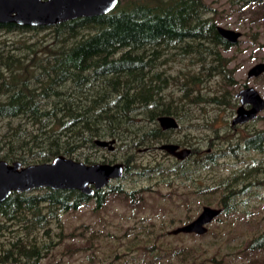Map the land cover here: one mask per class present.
Returning <instances> with one entry per match:
<instances>
[{"label": "trees", "instance_id": "obj_1", "mask_svg": "<svg viewBox=\"0 0 264 264\" xmlns=\"http://www.w3.org/2000/svg\"><path fill=\"white\" fill-rule=\"evenodd\" d=\"M232 3L240 9L257 8L254 15L264 20V0ZM217 25L205 0H121L107 14L52 26L58 41L53 44L38 47L21 36L7 44L1 42L0 121L6 127L0 128V160L29 165L64 155L91 164L95 160L83 150L101 148L95 145L96 138H114L130 152L169 142L172 129H161L159 116L171 115L179 122L186 105L220 101L215 94L203 100V84L216 76L232 83L234 70L224 52L237 43L221 37ZM2 29L38 33L43 28L9 23L1 25ZM184 59L192 69L169 72L168 62ZM173 86L181 93L179 98L168 91ZM224 92L230 96L228 90ZM242 141L247 150L264 151V129L250 132ZM227 145L225 150L208 153L209 167L219 157L236 156L234 144ZM127 154L125 174L133 169L129 165L132 156ZM161 164L156 162L139 174L167 172L177 179L186 178L185 161L173 160L165 168ZM252 169L256 187H264V162L255 163ZM234 179L208 185L221 191L223 215L234 213L238 199L250 192V187L238 189ZM33 192H12L0 202V232H10L5 240L0 238V264H37L53 243L38 240L35 232L43 231L52 240L51 223L59 227L64 212L77 210L90 200L99 209L107 194L131 202L140 199L119 183L90 196L79 190L47 187ZM248 249L264 250V233L253 237ZM241 264H264V258Z\"/></svg>", "mask_w": 264, "mask_h": 264}, {"label": "rangeland", "instance_id": "obj_2", "mask_svg": "<svg viewBox=\"0 0 264 264\" xmlns=\"http://www.w3.org/2000/svg\"><path fill=\"white\" fill-rule=\"evenodd\" d=\"M205 1L212 7L213 17L219 25L243 34L236 46L224 52L230 59L229 67L233 68V78L237 79V83L235 86L224 85L227 80L213 77L202 85L203 100L211 94L221 99L225 90L234 92L242 82L254 86L264 97V74L257 79L247 78L248 69L264 61V20L254 15L258 9H240L231 0ZM52 31L51 28L39 30L38 33H6L2 29L0 43L7 44L11 38L18 39L21 36L27 43L42 47L53 44L51 41L58 42ZM188 64L186 59L181 62L172 60L166 66L170 68L169 72L177 74L182 68H185L182 71L192 69ZM168 91L174 98L181 96L176 86L170 87ZM230 105L231 102L227 109L219 102L200 101L186 105L179 128L172 133L173 138L185 142L203 136L205 145L212 140L217 142L218 150H225L229 138L234 139L240 135L245 138L253 130L264 128L263 110L254 122L233 131L228 126L233 115ZM5 123L0 121L1 129L6 127ZM1 129L0 138L3 133ZM83 152L91 155L94 163L106 160L107 163L123 164L128 160L127 153H130L132 160L129 159V165L133 169L128 174L124 173L122 178L112 180L110 184L119 183L124 190L134 191L140 199L134 198L131 202L123 196L107 194L99 209H95L94 200H90L77 210L62 213L59 227L57 223H51L52 240L43 231L35 232L38 240L53 243L37 264H241L247 259L264 258V250L248 249L249 241L264 233V187L255 186L247 196L239 198L234 213L220 214L208 224L205 234L170 233L172 229L194 219L205 205L221 208V191L209 189L208 185L234 178L236 171L254 164L253 158L260 159V153L246 151L243 163L231 155H225L213 168L204 169L195 176L191 184L167 172L143 175L152 177L141 176V170L152 167L156 162L162 163L161 166L165 168L174 160L154 147L130 152L127 146L117 141L113 151L95 148ZM262 162L264 160L255 163ZM38 190L40 188L34 189L35 192ZM9 235L8 231L0 232L2 240Z\"/></svg>", "mask_w": 264, "mask_h": 264}, {"label": "water", "instance_id": "obj_3", "mask_svg": "<svg viewBox=\"0 0 264 264\" xmlns=\"http://www.w3.org/2000/svg\"><path fill=\"white\" fill-rule=\"evenodd\" d=\"M119 0H0V23L15 22L28 25H52L77 17H92L112 11ZM221 37L231 44H236L242 33L238 30L216 26ZM264 73V61H259L250 67L248 77H257ZM241 105L238 107L233 124L244 123L255 119L264 109V98L254 87L241 90ZM250 102L251 109H244V103ZM163 130L177 129L178 120L171 115L157 118ZM96 146L113 151L116 140H94ZM165 153L184 159L190 149L180 148L178 144L165 142L158 145ZM124 175L122 162H96L87 164L73 158L58 155L49 162L22 165L20 161L8 162L0 160V202L12 192H27L36 188L79 190L90 196L96 190L104 188L113 179ZM221 214V209L205 205L200 213L188 223L170 231L171 234H205L210 224ZM15 264V263H5Z\"/></svg>", "mask_w": 264, "mask_h": 264}, {"label": "flooded vegetation", "instance_id": "obj_4", "mask_svg": "<svg viewBox=\"0 0 264 264\" xmlns=\"http://www.w3.org/2000/svg\"><path fill=\"white\" fill-rule=\"evenodd\" d=\"M41 1H46V0H41ZM232 1V0H231ZM119 2H120V0L118 1V4H119ZM117 6V5H116ZM107 14V13H106ZM103 15V14H102ZM98 16V15H97ZM92 17H94V16H92ZM77 18H82V17H77ZM77 18H74V19H77ZM85 18H87V17H85ZM74 19H70V20H74ZM70 20H67V21H70ZM67 21H64V22H67ZM12 24V25H14V26H19V27H21V28H26V27H28V26H30V27H39V28H43V29H51L52 28V26H54V25H57V24H60V23H56V24H52V25H37V26H33V25H26V24H24V25H22V24H18V23H15V22H6V23H0V26L1 25H3V24ZM61 23H63V22H61ZM42 30V29H41ZM254 65V64H253ZM252 65V66H253ZM250 69V68H249ZM248 69V70H249ZM247 73H248V71H247ZM262 74H264V73H262ZM261 74V75H262ZM261 75H259V76H257V77H248V75H247V78L248 79H257V78H260V76ZM227 81H229V80H227ZM237 81V79H235V78H232V83L230 84V85H232V86H235V84L237 83L236 82ZM226 84H229V82H227V83H224V85H226ZM238 85V84H237ZM239 87L237 88V90L236 91H232V90H229V97L226 95V94H228V93H225V92H223L222 94L223 95H221L222 97H221V99L218 97V99L220 100L219 101V103H221L223 106H224V109H227V105H228V103L229 102H231L232 103V105H230V108H231V111L233 110V115H232V117H231V119H230V121H229V127L233 130V131H237L238 130V127H241V126H247L249 123H252V122H254L256 119H258L259 118V116H260V113L264 110H262V111H260L258 114H257V116H256V118L255 119H252V120H249V121H246V122H244V123H236V124H233L232 123V120H233V118L235 117V115H236V112H237V109H238V107L241 105V101H240V96H237V94L241 91V90H243V89H245V88H248V87H254V86H252V85H250L249 83H247V82H242V84H240V85H238ZM255 88V87H254ZM256 89V88H255ZM257 90V89H256ZM258 91V90H257ZM259 92V91H258ZM259 94L261 95V93L259 92ZM226 97H225V96ZM262 96V95H261ZM263 97V96H262ZM264 98V97H263ZM226 99H228V101L226 100ZM231 99V100H230ZM252 108V104L250 103V102H246V103H244V109H246V110H248V109H251ZM239 124V125H238ZM179 128V127H178ZM177 128V129H178ZM177 129H175V130H177ZM260 129H264V128H260ZM169 130H171V129H169ZM174 129H172V132H171V134L169 133V135H170V137L172 138L169 142L170 143H175V144H178L179 145V147L180 148H188V149H190V153L184 158V160L183 159H177L176 157H174V156H172V155H170L174 160H176V161H185V170H186V173H185V176H186V180H188V181H190L191 182V184L192 183H194V179H196L195 178V176H198L199 175V173L200 172H203L204 171V169H209V168H213L217 163H218V160L219 159H221V158H223L224 156H222V157H219V159L217 160V162H216V164L215 165H213V166H211V167H209V165H208V163H207V155H208V153H212V152H215V147H216V150L217 151H219L218 149H219V146H216V144H217V142H215V141H211L210 140V142L208 143H206V145H205V139H204V137L202 136L201 138H191L192 140H188V141H185V142H183V141H179V140H176V139H174L173 138V135H172V133L175 131ZM257 130V129H256ZM254 131V130H253ZM252 131V132H253ZM230 140H229V143L230 144H234V147L236 148V150H237V152H235V153H237L236 154V156L235 157H233L234 159H236V160H238V161H241L242 163L244 162V160L246 159L245 158V156H244V153L246 152V151H249V152H254V153H257V151H255L254 149H245L244 148V141H242L243 140V137L240 135L239 137H236V138H234V139H231V138H229ZM242 141V142H241ZM201 142V143H200ZM212 142V143H211ZM162 143H165V142H162ZM161 144V143H160ZM206 146V147H204V145ZM222 144V143H221ZM226 145L228 144V142L227 143H225ZM158 145L159 144H157V145H155L154 146V148H157L158 149ZM241 145H242V147H241ZM222 146V148H223V145H221ZM242 148V149H241ZM107 149V148H106ZM108 150V149H107ZM221 150V149H220ZM164 152V151H163ZM241 152H242V154H241ZM263 153H264V151H262ZM262 152H260V154H261V158L260 159H257V158H253L254 160H253V162L255 161V162H257V161H262L263 159H264V156H263V153ZM165 153V152H164ZM167 154V153H166ZM258 154V153H257ZM169 155V154H168ZM255 162H254V164H252V165H255ZM252 165H250L249 166V168L248 169H246V168H243V169H241V170H238V171H236V173L233 175V176H235V179H234V182H235V184H236V187L238 188V189H244V188H246V187H250L249 188V190H251L253 187H255L256 185H255V183H256V176L257 175H255L254 174V171H255V169H252V170H249L251 167H252ZM125 173V172H124ZM263 174H261V176H262ZM124 176V175H123ZM113 180H116V179H113ZM112 181V180H111ZM110 181V182H111ZM110 182L108 183V185L110 184ZM198 185V184H197ZM202 187V186H201ZM221 209V208H220ZM222 210V209H221ZM193 220V219H192ZM194 234V233H193Z\"/></svg>", "mask_w": 264, "mask_h": 264}, {"label": "bare ground", "instance_id": "obj_5", "mask_svg": "<svg viewBox=\"0 0 264 264\" xmlns=\"http://www.w3.org/2000/svg\"><path fill=\"white\" fill-rule=\"evenodd\" d=\"M121 1V0H120ZM120 3V2H119ZM113 11V10H112ZM99 16V15H98ZM27 25V24H26ZM243 34V33H242ZM239 125V124H238ZM184 160V159H183ZM126 166V165H125ZM216 220V219H215Z\"/></svg>", "mask_w": 264, "mask_h": 264}]
</instances>
